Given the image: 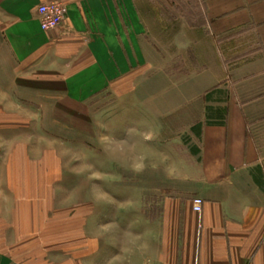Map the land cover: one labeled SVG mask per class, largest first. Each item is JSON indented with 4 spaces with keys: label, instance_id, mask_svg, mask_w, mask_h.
Instances as JSON below:
<instances>
[{
    "label": "crops",
    "instance_id": "0c3cea01",
    "mask_svg": "<svg viewBox=\"0 0 264 264\" xmlns=\"http://www.w3.org/2000/svg\"><path fill=\"white\" fill-rule=\"evenodd\" d=\"M48 1L0 0V16L5 52L15 63L11 74L21 79L34 67L29 75L60 85L43 87L53 100L51 93L61 91L63 101L77 95L87 103L148 67L156 46L167 45L144 21L139 0H58L68 8L66 19L45 32L37 9ZM201 3L202 21L178 26L179 58L194 71L163 109L164 116L193 120V173L162 177L155 194L161 216L143 224L129 258L115 242L84 241L69 253L73 260L264 264V0ZM197 198L201 214L193 209ZM0 264L23 263L0 252Z\"/></svg>",
    "mask_w": 264,
    "mask_h": 264
},
{
    "label": "rangeland",
    "instance_id": "374dc122",
    "mask_svg": "<svg viewBox=\"0 0 264 264\" xmlns=\"http://www.w3.org/2000/svg\"><path fill=\"white\" fill-rule=\"evenodd\" d=\"M139 2L167 45L156 46L148 67L87 103L77 95L63 101L61 91L51 99L43 87L60 85L29 75L34 67L21 79L11 74L0 16V252L23 264H87L69 255L84 241L115 242L129 258L143 224L161 216L155 194L162 177L193 173V120L164 116L163 109L194 71L179 58L178 26L201 22L202 3ZM46 3L68 12L61 1Z\"/></svg>",
    "mask_w": 264,
    "mask_h": 264
},
{
    "label": "built area",
    "instance_id": "2783aa9c",
    "mask_svg": "<svg viewBox=\"0 0 264 264\" xmlns=\"http://www.w3.org/2000/svg\"><path fill=\"white\" fill-rule=\"evenodd\" d=\"M38 16L43 31L48 32L60 28L67 15L66 8L60 4H42L38 7ZM202 199H195L193 201V209L197 214L202 213L203 207Z\"/></svg>",
    "mask_w": 264,
    "mask_h": 264
}]
</instances>
